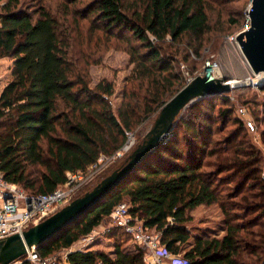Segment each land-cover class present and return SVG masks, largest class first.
Returning a JSON list of instances; mask_svg holds the SVG:
<instances>
[{
	"label": "trees",
	"instance_id": "16d2710c",
	"mask_svg": "<svg viewBox=\"0 0 264 264\" xmlns=\"http://www.w3.org/2000/svg\"><path fill=\"white\" fill-rule=\"evenodd\" d=\"M60 2L58 16L43 2L30 11L22 0H0V59L12 60L11 79L0 95V172L8 182L39 194L54 192L68 182V173L85 172L102 154L119 149L127 130L158 113L184 84L159 43L170 37L171 43L199 52L211 31L207 0H90L83 10L77 8L83 0ZM83 22L88 34L106 38L107 45L117 40L128 46L134 64L130 80L137 86L126 93L117 114L110 102L114 81L103 79L91 87L90 63L81 66L76 58L74 41ZM216 99L204 98L189 109L199 110L195 117L200 118L207 112L201 104L214 108ZM231 114L229 107L220 110L221 122ZM189 120L181 117L166 143L109 196L37 247L39 255L68 250L65 260L52 264H147L143 247H126L130 235L113 225L106 233L114 242L112 252L70 251L127 202L134 219L181 255L180 264H264L261 152L226 134L207 149L204 163L206 130ZM189 130L191 148L189 141L182 142ZM212 204L221 209L225 233L192 234V211Z\"/></svg>",
	"mask_w": 264,
	"mask_h": 264
},
{
	"label": "rangeland",
	"instance_id": "374dc122",
	"mask_svg": "<svg viewBox=\"0 0 264 264\" xmlns=\"http://www.w3.org/2000/svg\"><path fill=\"white\" fill-rule=\"evenodd\" d=\"M40 2H43L54 14L58 16L63 14V6L61 7L60 0H22V6L26 10L31 11L36 9ZM88 2L90 0H83L77 8L83 10ZM251 2L252 0H207L211 31L204 36L205 40L199 52H196L194 48L189 49L188 47L171 43L170 37H167L164 43H159L158 45L163 49L165 57L169 58V61H173V71L182 76L184 83L175 87L177 91L171 96L169 95L166 102L194 78L204 76L209 68L213 78L222 79L224 83L230 86L229 91L217 96H211V98L217 97L215 101H212L214 108L208 109V106L206 108L203 103L201 106L198 105L207 111L203 115L201 113L200 118L195 117V113L197 114L199 110L194 109L193 111L189 109L192 104L187 106L179 116L178 121L185 116L186 119H191L189 121L195 123L197 128L206 130V145L204 147L206 153L202 156L203 162L206 163L209 159L207 149H210L218 140L223 139L226 134L230 135L233 133L238 136V141L254 145L261 152L262 162L259 167L264 173V142L262 139V133L264 132V85L254 84V75L245 62L239 45L236 43L237 35L245 30L250 23L247 11L251 6ZM83 24L84 29H78V34L76 33L74 41L76 58L78 57V63L81 66L85 67V63H90L91 87H95L103 79L114 81L115 94L110 98V102L114 112L117 114L118 109L126 102V93H129V89L132 86H137V81L133 83L130 80L134 64L131 63L130 55L126 51L128 46L125 42L117 40H113L111 45H107L106 38L91 36L90 33L88 34L86 22H83ZM231 37L235 38V42H231ZM151 39L154 42L157 41L153 36ZM9 65H12L10 58H6L4 62L0 63V79L4 76V80H2L5 82L11 79ZM127 90L128 92H126ZM222 96L227 97L229 100L226 104H223L218 99ZM201 100L195 102H202ZM225 107L232 109L230 120L226 124L221 122V116H219L220 110ZM159 113L150 116L133 129L127 130L134 140L133 147L123 156L116 157L111 161L104 160L106 165L104 171L88 180H86V176L80 174L72 176V185L78 186L81 181H84V184L73 198L76 199L85 193L86 189L93 188L102 177L121 165L139 142H142L141 140L151 129ZM191 133L192 131L189 130L182 137V142L185 146L186 142L189 141V148L192 146ZM127 138L128 135L124 143ZM116 151L105 155H113ZM205 169L208 168L205 166ZM61 188L66 187L63 185ZM70 202L64 203L59 209ZM191 215L193 220L190 222L189 227L192 234L220 237L225 233L224 216L218 204L199 206L192 211ZM112 225L114 226L112 218L103 222L95 228L91 237L82 239L74 244L72 250L91 248L112 251L114 242L106 236L107 230L111 229ZM150 232L156 233L154 229H150ZM129 240L131 242L128 243L131 244H126L128 248L134 249V246L142 247L135 243L131 236ZM65 254L66 250H62L55 253L52 257L57 260H65Z\"/></svg>",
	"mask_w": 264,
	"mask_h": 264
},
{
	"label": "water",
	"instance_id": "95a60500",
	"mask_svg": "<svg viewBox=\"0 0 264 264\" xmlns=\"http://www.w3.org/2000/svg\"><path fill=\"white\" fill-rule=\"evenodd\" d=\"M247 14L249 26L237 35L236 43L254 75V84L261 86L264 85V0H252ZM229 90L230 86L222 79L212 77L210 68L204 76L194 78L165 103L142 142L121 165L102 178L93 188L40 223L22 234L1 239L0 264L22 259L29 251L48 242L115 191L143 160L169 140L181 112L187 106L197 100L217 96Z\"/></svg>",
	"mask_w": 264,
	"mask_h": 264
},
{
	"label": "built area",
	"instance_id": "2783aa9c",
	"mask_svg": "<svg viewBox=\"0 0 264 264\" xmlns=\"http://www.w3.org/2000/svg\"><path fill=\"white\" fill-rule=\"evenodd\" d=\"M231 42H235L234 37H231ZM127 135L126 142L113 155L102 154L97 162L89 166L85 172L68 173L69 180L64 184L66 188L59 187L49 194L29 192L20 185L5 180L0 172V240L14 234H22L25 230L58 211L64 203L73 200L74 195L82 187L84 181H81L78 186L72 185V176L80 174L86 176V180H88L104 171L106 168L104 160L111 161L116 157L123 156L133 147L132 135L129 132H127ZM129 210V204L123 202L114 209L111 218L114 221V226L124 230L135 243L143 247L144 258L148 264H180L183 262L180 254L167 250L166 246L161 244L159 234L151 233L150 229L145 227L141 221L132 217ZM66 253H68V250H66ZM25 261H30L33 264H52L57 259L52 256L44 258L39 255L36 249H32L22 259L9 264H23Z\"/></svg>",
	"mask_w": 264,
	"mask_h": 264
},
{
	"label": "crops",
	"instance_id": "0c3cea01",
	"mask_svg": "<svg viewBox=\"0 0 264 264\" xmlns=\"http://www.w3.org/2000/svg\"><path fill=\"white\" fill-rule=\"evenodd\" d=\"M6 58H1L0 59V63H2V62H4V60H5ZM9 71H10V73H9V75L11 76V65H9ZM4 80V76L0 79V95H1V93H2V91H3V89H4V87L6 86V84L9 82V80L7 81V82H5V81H3ZM129 242H131V241H129ZM128 244H131V243H127V245ZM127 247V246H126ZM113 249H114V244H113ZM130 249V248H129ZM113 251V250H112ZM112 251H106V252H112Z\"/></svg>",
	"mask_w": 264,
	"mask_h": 264
}]
</instances>
